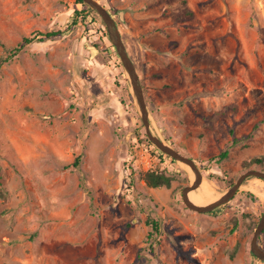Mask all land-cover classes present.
Masks as SVG:
<instances>
[{
  "label": "rangeland",
  "instance_id": "1",
  "mask_svg": "<svg viewBox=\"0 0 264 264\" xmlns=\"http://www.w3.org/2000/svg\"><path fill=\"white\" fill-rule=\"evenodd\" d=\"M97 1L134 64L151 133L191 157L217 198L244 171H264V0ZM83 9L95 19L74 14ZM68 22L67 32L12 54L23 37ZM6 55L0 264H264L250 251L264 179L245 177L206 212L184 203L194 171L157 156L95 9L78 0H0ZM149 169L169 175L170 185H147ZM147 218L159 223L153 239ZM257 242L264 249V228Z\"/></svg>",
  "mask_w": 264,
  "mask_h": 264
},
{
  "label": "water",
  "instance_id": "2",
  "mask_svg": "<svg viewBox=\"0 0 264 264\" xmlns=\"http://www.w3.org/2000/svg\"><path fill=\"white\" fill-rule=\"evenodd\" d=\"M82 1L88 4L91 8L95 9L107 26L110 38L116 48L118 55L120 56V59L124 65L125 70L127 71L130 77L133 94L138 104V107L140 109L141 118L144 124L145 132L147 133L148 137L161 151L170 155L174 159L182 161L183 163L187 164L194 171V174H195L194 183L192 185H187L183 189V192H182L183 201L189 208L199 211V212L209 211L227 202L228 200H230L233 197V195L236 193L239 185H241L245 177L252 175V176H257V177L264 179V171L257 170V169H248L244 171L238 177L237 181L233 184V186L230 189H228L223 195H221L216 200L210 203H207L205 205H199V204L194 203L189 198L188 192L191 189H193V187H196L202 179V175H201L199 168L197 167L195 161L191 157L180 153L179 151H177L176 149L172 148L167 143H165L162 139H160L159 137L151 133L150 128H149V120H148V112L146 109V103H145L144 96L142 93V87H141V84L139 83L138 75L136 73L134 64L130 56L127 53L125 45L120 36V33L116 27L115 20L113 19L110 12L102 4H100V2H98L97 0H82ZM263 228H264V212L262 214V217L257 227L255 228L253 232V236L250 242V251L261 260H264V249L258 244L257 238Z\"/></svg>",
  "mask_w": 264,
  "mask_h": 264
},
{
  "label": "trees",
  "instance_id": "3",
  "mask_svg": "<svg viewBox=\"0 0 264 264\" xmlns=\"http://www.w3.org/2000/svg\"><path fill=\"white\" fill-rule=\"evenodd\" d=\"M78 2L79 3H83L82 0H78ZM86 7H87V5H86ZM74 14L76 16H80V18H84V19L87 18V17H89L90 20H94L95 19L94 16H91L90 14L84 13V9L83 10H76V11H74ZM72 22L66 23V26H65L64 29L50 30V31H46V32L36 31V32L32 33L30 36L23 37L22 38V42L20 44L16 45L12 49V54H15V52L20 50V48H21V46L23 44L31 43V42H33L35 40H38V41L39 40H44L46 38H50V37H53L55 35L63 34L65 32H67L69 30L70 24ZM10 56L6 55L4 57H0V62H6L9 59ZM233 142L235 143L236 140L234 139ZM156 152H157L156 154H157V156L159 158H163L164 156L172 158L170 155L164 153L159 148H156ZM227 153H228V150L226 149V150L222 151V153L219 155V157L220 158L221 157H225L227 155ZM79 158H80V156L76 157V159L74 161V164L78 163ZM262 159H263V157L259 156V157H254L251 160L252 161L261 162ZM143 179L146 181L147 185H149L151 187H159V186H162V185L169 186L170 182H171V177L169 175H166L165 173H163L161 171H158V170H155V169H149V170L145 171V173L143 175ZM146 223H147V225L150 226V229L147 232V238L148 239L149 238L153 239L154 238V233L158 232V230H159V223H158V221L156 219H153V218H147L146 219ZM252 255L256 259H258L254 254H252Z\"/></svg>",
  "mask_w": 264,
  "mask_h": 264
},
{
  "label": "bare ground",
  "instance_id": "4",
  "mask_svg": "<svg viewBox=\"0 0 264 264\" xmlns=\"http://www.w3.org/2000/svg\"><path fill=\"white\" fill-rule=\"evenodd\" d=\"M215 192L211 185L207 181L202 179L198 188H196L193 193L192 190L189 191L188 196L194 203L199 205H205L217 199L219 194Z\"/></svg>",
  "mask_w": 264,
  "mask_h": 264
}]
</instances>
